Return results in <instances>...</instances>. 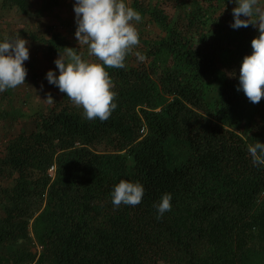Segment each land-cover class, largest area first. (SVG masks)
Returning a JSON list of instances; mask_svg holds the SVG:
<instances>
[{
    "label": "trees",
    "instance_id": "16d2710c",
    "mask_svg": "<svg viewBox=\"0 0 264 264\" xmlns=\"http://www.w3.org/2000/svg\"><path fill=\"white\" fill-rule=\"evenodd\" d=\"M204 1L180 6L175 20L132 2L163 35L139 29L134 63L106 69L117 93L108 120L63 105L32 113L10 135L0 153L8 264H264V164L248 152L264 143V108L229 76L238 77L259 32L223 26L212 11L225 0ZM3 2L31 11L27 0ZM32 38L51 63L73 48L59 35ZM213 80L216 102L206 99ZM121 180L144 186L139 205H113ZM164 193L172 209L160 217Z\"/></svg>",
    "mask_w": 264,
    "mask_h": 264
},
{
    "label": "clouds",
    "instance_id": "9594fccd",
    "mask_svg": "<svg viewBox=\"0 0 264 264\" xmlns=\"http://www.w3.org/2000/svg\"><path fill=\"white\" fill-rule=\"evenodd\" d=\"M232 2L236 7L232 10L230 27L239 29L252 23L259 35L251 40L252 52L243 57L238 77L235 71L229 76L238 79L237 91H243L251 103H259L264 97V8L258 5V0ZM73 10L77 25L74 35L79 44L88 46L89 54L98 62L85 60L77 50L66 47V57L59 55L54 60L58 74L49 69L45 78L82 107L86 119L106 121L117 108V93L106 69L125 67L128 52L140 43L139 33L132 22H139L142 17L125 0H75ZM27 45L28 42L19 35L0 40V92L25 84L27 69L24 62L29 59ZM137 57L144 60L140 53ZM248 152L254 163L264 164V143L256 141L248 147ZM144 193L141 183L121 180L110 195L113 205L119 207L121 204L139 205ZM171 201V193L161 196L154 205L158 216L171 211Z\"/></svg>",
    "mask_w": 264,
    "mask_h": 264
},
{
    "label": "rangeland",
    "instance_id": "374dc122",
    "mask_svg": "<svg viewBox=\"0 0 264 264\" xmlns=\"http://www.w3.org/2000/svg\"><path fill=\"white\" fill-rule=\"evenodd\" d=\"M27 1L31 6V11L28 14H23L14 5L8 3L4 4L3 0H0V40L8 36L16 38L19 35L20 38L28 42L27 46L29 48V59L24 62V66L27 69L25 84L0 92V112H8L7 119H10L0 121V153H2L5 143L11 134H15L21 128H26L28 126V116L34 112H46L51 108L58 109L65 105L67 108L82 113L84 116L82 107L74 104L71 99L67 97L66 93L60 92L56 86L47 82L45 78L46 72L52 69L58 74V69H56L54 63L48 60L43 46L32 37L50 38L53 35L62 36L85 60L98 62L96 57L89 54L88 46L79 44L74 35L77 27L73 10L75 0ZM133 1L134 0H125L126 4L131 8ZM138 1L159 6L161 9L163 8L165 13L173 20L177 18L178 13H181L182 8L180 6H185L188 11L195 5L205 7L204 0ZM258 5L264 8V0H258ZM234 7H236V4L232 2V0H225L215 11H212V16L214 19H219L223 26L230 27V23L233 21L232 10ZM241 18L247 19L243 16ZM227 19H230L231 22ZM253 19H255V17H253ZM132 23L137 28L138 33L139 29L145 31L143 32L144 37L156 39L163 35V32L157 25H149L145 20L139 22L133 21ZM250 24L253 25L252 23ZM250 24L248 27L239 28V30L245 32V35H248L251 33V30H253ZM134 51H136V46L128 52L125 58L126 64L132 65L134 63L136 54ZM219 88L220 82L218 80L211 81L206 99L210 102H216L219 97ZM255 106L264 108V97H262L259 103H253V108ZM95 149L102 151L105 150V146L99 145L95 147ZM128 163L131 165L132 160L128 159ZM5 183L7 182L0 179V186ZM12 251L13 247L11 246H0V264H8L5 257L10 255Z\"/></svg>",
    "mask_w": 264,
    "mask_h": 264
},
{
    "label": "built area",
    "instance_id": "2783aa9c",
    "mask_svg": "<svg viewBox=\"0 0 264 264\" xmlns=\"http://www.w3.org/2000/svg\"><path fill=\"white\" fill-rule=\"evenodd\" d=\"M142 130H144V128Z\"/></svg>",
    "mask_w": 264,
    "mask_h": 264
}]
</instances>
